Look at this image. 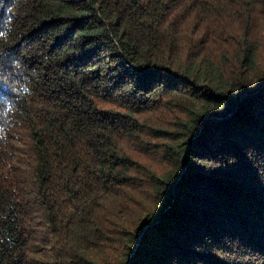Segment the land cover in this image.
<instances>
[{"label":"trees","instance_id":"trees-1","mask_svg":"<svg viewBox=\"0 0 264 264\" xmlns=\"http://www.w3.org/2000/svg\"><path fill=\"white\" fill-rule=\"evenodd\" d=\"M0 264H264V0H0Z\"/></svg>","mask_w":264,"mask_h":264}]
</instances>
